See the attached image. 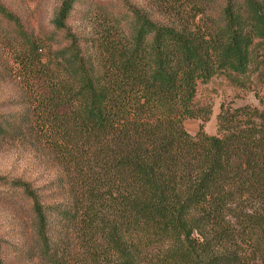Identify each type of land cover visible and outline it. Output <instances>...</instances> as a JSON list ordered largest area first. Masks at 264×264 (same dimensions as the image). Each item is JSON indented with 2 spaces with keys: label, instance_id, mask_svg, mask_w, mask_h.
<instances>
[{
  "label": "trees",
  "instance_id": "obj_1",
  "mask_svg": "<svg viewBox=\"0 0 264 264\" xmlns=\"http://www.w3.org/2000/svg\"><path fill=\"white\" fill-rule=\"evenodd\" d=\"M90 5L61 0L37 32L0 0L28 92L0 138L35 134L59 164L42 185L0 175V200L30 219L0 264H264V0H200L184 26L124 0L96 35L73 26ZM217 77L236 90L210 134ZM249 92L258 103H235Z\"/></svg>",
  "mask_w": 264,
  "mask_h": 264
},
{
  "label": "rangeland",
  "instance_id": "obj_2",
  "mask_svg": "<svg viewBox=\"0 0 264 264\" xmlns=\"http://www.w3.org/2000/svg\"><path fill=\"white\" fill-rule=\"evenodd\" d=\"M11 8L26 16L37 32H50L51 21L58 9L61 0H4ZM91 4L93 12L83 21L74 22L76 31H85L90 34L98 32L99 22H102L101 12H121L124 0H85ZM131 5L144 11L152 19L160 22H174L186 25L194 22L195 9L200 0H126ZM196 7V8H195ZM17 44L10 39L4 29L0 27V112L19 110L16 100L27 97L18 73L16 59ZM236 87L222 77L203 86V97H209L214 102V113L206 124V131L210 134L217 132L216 114L221 101L234 98ZM15 102L9 107L2 106L5 102ZM258 103L253 92L245 97L235 98L237 105ZM200 121L190 119L185 122L186 129L196 133ZM58 162L52 152L40 142L35 134L22 135L18 139L0 138V175H9L24 178L42 185L55 176ZM30 219L26 210L18 204L0 200V239L21 243L29 230ZM2 264H45L42 260L16 261L15 259L2 260Z\"/></svg>",
  "mask_w": 264,
  "mask_h": 264
}]
</instances>
